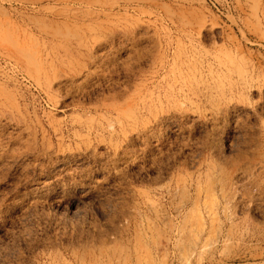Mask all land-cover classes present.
<instances>
[{
  "label": "rangeland",
  "instance_id": "rangeland-1",
  "mask_svg": "<svg viewBox=\"0 0 264 264\" xmlns=\"http://www.w3.org/2000/svg\"><path fill=\"white\" fill-rule=\"evenodd\" d=\"M0 264H264V0H0Z\"/></svg>",
  "mask_w": 264,
  "mask_h": 264
}]
</instances>
